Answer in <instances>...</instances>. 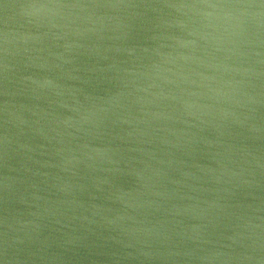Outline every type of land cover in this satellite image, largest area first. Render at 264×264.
Listing matches in <instances>:
<instances>
[{"label":"water","instance_id":"water-1","mask_svg":"<svg viewBox=\"0 0 264 264\" xmlns=\"http://www.w3.org/2000/svg\"><path fill=\"white\" fill-rule=\"evenodd\" d=\"M0 264H264V0H0Z\"/></svg>","mask_w":264,"mask_h":264}]
</instances>
